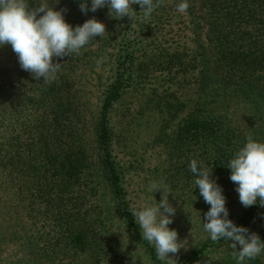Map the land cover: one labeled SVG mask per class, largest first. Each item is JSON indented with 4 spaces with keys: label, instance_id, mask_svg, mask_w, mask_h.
<instances>
[{
    "label": "rangeland",
    "instance_id": "374dc122",
    "mask_svg": "<svg viewBox=\"0 0 264 264\" xmlns=\"http://www.w3.org/2000/svg\"><path fill=\"white\" fill-rule=\"evenodd\" d=\"M31 1L35 5L38 3ZM179 3L181 1L164 0V4L149 19H145L139 5H133L137 12L133 20L128 17L118 19L115 13L110 16L109 8L105 6L103 23L106 34L85 48L87 57L84 62H70L69 68L59 71L67 74V82L62 88L68 89V95H52L55 99L47 106H59L66 102L59 110H55L56 114L69 115L73 120L80 117L77 126L80 130L79 143L92 155L89 163H93L94 167L91 171L95 172L96 180L102 183L104 180L97 162L100 151L95 132L100 100L113 81L119 55L123 56L127 48L123 37L125 23L130 25V30L133 29L135 34L132 35L140 36V41L130 43L136 50L132 56V69L137 84L121 95L109 113L112 156L121 166L128 168L123 187L133 210L138 211L154 204L152 193L148 191L149 184L166 178L165 182L171 189L168 199L176 208L173 223L168 227L178 231L179 239L189 241L188 250L181 249L178 254L180 260L194 249L211 242V239L203 228L206 222L204 214L210 205L204 202L199 188H195L196 177L189 168L193 153L185 146L183 152L186 153L181 155L178 146L172 141L179 122L190 112L197 98L194 83L197 71L188 69L185 76L178 74L172 79L166 73V64H154L157 59L167 60L176 48L179 53L188 56L182 59L185 64L193 55L191 49L194 46L190 41L192 16L188 11L178 12ZM128 39L132 41V38ZM184 44L187 46L182 49ZM139 47L142 49L138 50ZM64 59L58 62L62 64ZM54 62H57V58H54ZM19 73L28 76L29 87L34 89L24 87L25 79ZM12 75L11 82L6 83ZM37 82L29 72L21 69L11 45L0 47V149L8 138L17 137L14 145L16 152L22 154L21 161L26 159L23 145L31 144L30 139L25 138L23 127H32L34 124L31 120L36 115L44 117L52 113L53 109H38L26 101L25 96L29 92L30 95H39L36 89L42 86L36 85ZM233 116L238 122L243 121L241 111L237 110ZM56 144L60 145V142ZM205 157L208 159V156ZM25 168V163H20L18 171L12 173L0 168V264H56L42 259L39 248L50 239L47 235L52 229L51 216H45L43 211L49 208L52 201L60 200V196L55 192L46 193L41 182L32 177L34 175L21 171ZM227 177L212 174V178L223 189L229 219L236 224L244 206L235 190L237 185ZM103 185L104 188L102 184L97 187L100 194L97 191L90 194L87 192L88 183L84 188L75 183L69 188L68 192L71 193L64 196L75 198L82 211L97 209L100 223L96 225V230L100 231L103 224V229L108 230L112 240L108 247L118 246L123 251L116 252V262L132 264L134 256L137 258L135 264H152L142 245L134 240L115 211L110 187H106V183ZM153 196L159 203L161 193L155 192ZM65 204L66 208L75 206L70 202ZM263 211L264 207L258 209L247 227L250 232L257 233L261 241H264ZM230 243L225 240L216 242L191 264H237ZM85 257L82 255L79 263L84 264ZM258 257L264 264V254ZM87 258L91 259L89 255ZM61 261V264H77L72 256H64Z\"/></svg>",
    "mask_w": 264,
    "mask_h": 264
},
{
    "label": "trees",
    "instance_id": "16d2710c",
    "mask_svg": "<svg viewBox=\"0 0 264 264\" xmlns=\"http://www.w3.org/2000/svg\"><path fill=\"white\" fill-rule=\"evenodd\" d=\"M43 2L54 5L57 0ZM82 2L83 0H59L55 10L66 9L65 20L73 27L82 26L92 18L103 23L105 7L95 13L89 11L84 14L79 7ZM188 3L190 7L187 11L192 16L190 41L194 46L191 49L193 55L185 64L182 59L188 56L183 52L179 53L176 48L167 60L157 59L154 63L166 64V73L172 79L178 74L185 76L188 69L197 71L194 78L197 98L190 112L179 122L172 141L178 146L181 155L186 153L183 152L186 146L193 153L192 159L202 162L209 169L213 168L215 175H225L230 180L231 170L227 167L234 154L246 144L247 137L264 142V0H188ZM29 4L31 7L36 6L31 0ZM88 5L90 8L91 0H88ZM129 26L125 23L123 29L126 51L117 59L113 81L103 92L97 112L95 132L100 151L97 162L104 180L102 183L96 180L95 172L91 171L94 167L93 163H89L92 155L79 143L80 130L77 126L80 117L73 120L69 115L56 114L55 110H59L66 102L59 106H47L55 99L52 95H68V89L62 88L67 82L66 73L58 72L51 84L38 81L36 85L42 86L36 89L39 95H30L29 92L25 96L26 101L35 105V108L53 107L52 113L43 115L44 117L36 115L31 120L34 124L32 127H23L25 138L30 139L31 143L23 145L26 159L21 161L22 154L15 150L14 141L17 137L8 138L1 146L0 168L3 171H18L19 164L25 163L26 168L21 171L34 175L32 177L41 182L46 193L55 192L60 196V200L52 201L49 208L43 211L45 216H51L52 224L47 235L50 239L39 248L40 256L45 261L61 264L62 257L72 256L77 264H81L79 258L89 255L91 259L85 257L82 260L84 264H121L115 258L116 252L123 253L122 249L118 246L108 247L112 240L108 230L103 229V224L100 231L96 230V225L100 223L96 207L94 206V211H82L75 198L64 196L71 193L68 192L69 188L75 183L80 188L86 187L88 183L90 186L87 192L90 194L95 193L101 184L104 188L103 184L106 183V187H110L112 192L115 211L126 229L142 245L152 264H162L156 258L154 247L142 240L139 224L129 211L131 208L123 187L128 168L121 166L112 156L111 149L110 109L127 89L137 84L132 69V56L136 50L130 43L140 41V36L132 35L135 33ZM128 38H132V41ZM98 39L96 37L86 45L80 55L64 57L61 69L69 68L68 65L73 61L84 62L87 57L85 48ZM186 46L184 44L182 49ZM141 49L139 47L138 50ZM163 53L166 54V51ZM19 75L25 79L26 89H34L29 87L28 76L23 74L24 77L21 73ZM13 76L6 83H10ZM22 102L25 100L22 99ZM237 110L243 115L242 122L234 119L233 115ZM97 194L100 193L97 191ZM65 202L75 206L66 208ZM260 208L259 202L254 206L244 207L236 225L247 228ZM215 244L213 241L203 244L180 259L179 264L195 262ZM244 264L263 263L257 257Z\"/></svg>",
    "mask_w": 264,
    "mask_h": 264
},
{
    "label": "clouds",
    "instance_id": "9594fccd",
    "mask_svg": "<svg viewBox=\"0 0 264 264\" xmlns=\"http://www.w3.org/2000/svg\"><path fill=\"white\" fill-rule=\"evenodd\" d=\"M58 3L59 0L49 5L41 0L31 7L29 0H0V47L11 45L21 69L29 72L35 81L43 78L46 84H51L57 78L62 67L59 59L80 55L86 45L106 34L105 24L96 18L73 27L65 20L66 9L55 10ZM163 4L164 0H91L89 8L88 0H83L79 7L87 14L107 6L110 16L115 13L118 19L128 17L133 20L137 15L133 5H139L140 12L145 19H149ZM189 7L188 0H182L177 5V11L185 13ZM54 58H57V62H54ZM189 168L196 177L195 188H199L204 202L210 205L204 214L206 222L203 228L211 241L223 239L231 242L237 264H244L245 260H254L264 254V241L259 235L245 227H238L229 219L223 189L212 178L213 168L209 169L196 159L191 160ZM227 168L231 170L230 180L237 185L235 190L240 203L245 208L257 202L264 207V142L247 137L246 144L234 154ZM165 180L162 178L149 184L148 191L152 193L154 204L138 211H129L139 224L142 240L154 247L156 258L162 264H179L178 254L181 249L188 250L189 241L179 239L178 231L168 227L173 223L176 208L169 202L171 189ZM155 192L161 193L159 203L153 196ZM136 259L132 256V264Z\"/></svg>",
    "mask_w": 264,
    "mask_h": 264
}]
</instances>
